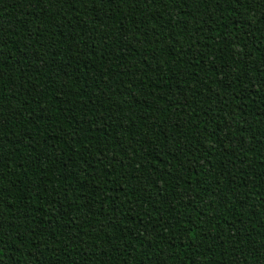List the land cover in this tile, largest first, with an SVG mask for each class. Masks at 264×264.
I'll return each instance as SVG.
<instances>
[{
	"label": "trees",
	"instance_id": "obj_1",
	"mask_svg": "<svg viewBox=\"0 0 264 264\" xmlns=\"http://www.w3.org/2000/svg\"><path fill=\"white\" fill-rule=\"evenodd\" d=\"M0 264H264V0H0Z\"/></svg>",
	"mask_w": 264,
	"mask_h": 264
}]
</instances>
